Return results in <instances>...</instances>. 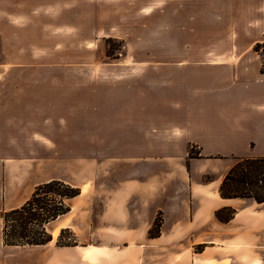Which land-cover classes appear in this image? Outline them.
I'll list each match as a JSON object with an SVG mask.
<instances>
[{
    "label": "crops",
    "instance_id": "crops-1",
    "mask_svg": "<svg viewBox=\"0 0 264 264\" xmlns=\"http://www.w3.org/2000/svg\"><path fill=\"white\" fill-rule=\"evenodd\" d=\"M38 3L37 15L58 19L51 13L66 10L68 19L89 20L87 47L112 37L125 51L183 55L105 63L128 70L90 81L83 108L80 77L57 74L63 62L0 59V264H264V202L218 194L238 159L264 157V75L252 50L264 39V0ZM5 18L3 52L16 49L21 32L16 16ZM72 28L51 33L80 36ZM23 45L25 52L45 46ZM194 52L204 58H188ZM66 83L74 90L66 92ZM50 180L79 188L68 211L46 223L50 241L4 245L2 213ZM223 207L234 210L227 222L213 214ZM157 218L159 233L150 236ZM61 230L72 245L56 244Z\"/></svg>",
    "mask_w": 264,
    "mask_h": 264
},
{
    "label": "rangeland",
    "instance_id": "rangeland-1",
    "mask_svg": "<svg viewBox=\"0 0 264 264\" xmlns=\"http://www.w3.org/2000/svg\"><path fill=\"white\" fill-rule=\"evenodd\" d=\"M41 4L38 3V0H0V15L3 17L0 18V32H4L6 36L10 33V25L8 23L9 14L16 16L18 19L16 20V25L18 28L21 29L20 32V41L18 46L16 47V51L13 49H5L4 52L1 48V40H0V59H15L20 63H29L30 60H44L48 62H63L64 69H58L57 74H63L66 77L76 76L80 77V92H81V103L82 108L84 105L87 106L88 103V92L90 81L97 76V78L105 77V76H112L117 75L116 73L120 71H127V68L121 67V64L116 65H106L105 63H116L123 59L132 60V59H145V60H174L180 58L183 53H168V52H140V51H125L123 49V43L117 38H99L96 42V46H86V38L87 32L90 28V21L89 20H73L68 19L67 17L72 18V14L69 15L68 12L61 11L59 13H51V15L59 16V18L55 19L48 14L37 15L36 13H40L44 11L41 9ZM29 13H33L31 18H25L24 16L28 15ZM76 24L80 32L79 35H74L72 32H59V33H51L52 30L57 28H63L66 26V30L69 31L73 30L72 25ZM68 25L70 26L68 28ZM117 30H133V29H122L119 28ZM127 32V31H126ZM214 32V29H209V39L211 42L212 35L211 33ZM168 33V32H166ZM58 36H57V35ZM181 36L178 35V39L185 38L184 31L178 32ZM59 40L60 47L59 51L54 50L53 45L56 40ZM80 38H81V45H80ZM177 39V40H178ZM196 41V39L193 37ZM43 43L45 46L37 47L33 49V51L25 52L24 45L19 46L25 42L29 43ZM34 45V44H33ZM136 47L135 45H129V48ZM252 53V52H250ZM217 54V53H212ZM222 54V53H221ZM205 53L194 52L189 53L188 58L191 60H200L204 58ZM252 55V54H251ZM79 64L76 67L72 68V64ZM96 63V67L93 64ZM23 64V65H24ZM104 64V65H101ZM101 65V66H100ZM24 70V69H19ZM29 70V69H26ZM33 71H38V74H46V71L49 69H32ZM68 81V80H66ZM72 82V81H70ZM73 83H66V92L73 91L72 87ZM77 91V88L75 89ZM82 127H81V140H82V147L80 152L82 155L88 154V148L83 146L84 140H87V124H88V117L87 111L85 113L82 112L81 115ZM219 194V193H218ZM220 209V208H218ZM216 209V210H218ZM215 210V211H216ZM214 211V212H215ZM228 211L222 212V215H226ZM214 214V213H213ZM215 217V215H214ZM216 218V217H215ZM217 220V219H216ZM55 236V235H54ZM69 234H63V241L64 242H71L68 239ZM88 253L83 254V258L86 262L89 261L92 251L89 249L84 250Z\"/></svg>",
    "mask_w": 264,
    "mask_h": 264
},
{
    "label": "trees",
    "instance_id": "trees-1",
    "mask_svg": "<svg viewBox=\"0 0 264 264\" xmlns=\"http://www.w3.org/2000/svg\"><path fill=\"white\" fill-rule=\"evenodd\" d=\"M252 50L260 59L259 71L264 75V39L254 43ZM222 198H251L257 203L264 202V157L240 158L223 176L219 187ZM79 188L61 180H50L34 187L29 198L19 207L2 213V241L4 245H43L51 237L45 225L68 211L67 200L78 195ZM228 211L225 215L222 212ZM234 210L223 207L214 212L217 220L227 222ZM159 219H155L148 230L150 236L159 233ZM68 233L71 242L63 241ZM56 244L72 245V236L61 230Z\"/></svg>",
    "mask_w": 264,
    "mask_h": 264
}]
</instances>
